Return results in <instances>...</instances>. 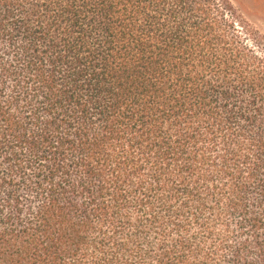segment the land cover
<instances>
[{
    "label": "trees",
    "instance_id": "trees-1",
    "mask_svg": "<svg viewBox=\"0 0 264 264\" xmlns=\"http://www.w3.org/2000/svg\"><path fill=\"white\" fill-rule=\"evenodd\" d=\"M0 264H264L233 0H0Z\"/></svg>",
    "mask_w": 264,
    "mask_h": 264
},
{
    "label": "rangeland",
    "instance_id": "rangeland-1",
    "mask_svg": "<svg viewBox=\"0 0 264 264\" xmlns=\"http://www.w3.org/2000/svg\"><path fill=\"white\" fill-rule=\"evenodd\" d=\"M233 2L264 39V0H233Z\"/></svg>",
    "mask_w": 264,
    "mask_h": 264
}]
</instances>
